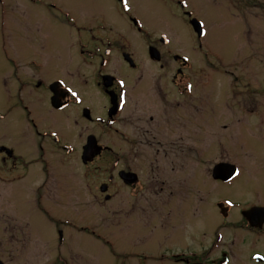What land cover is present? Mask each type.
Wrapping results in <instances>:
<instances>
[{
  "label": "flooded vegetation",
  "instance_id": "af4514ba",
  "mask_svg": "<svg viewBox=\"0 0 264 264\" xmlns=\"http://www.w3.org/2000/svg\"><path fill=\"white\" fill-rule=\"evenodd\" d=\"M11 1L0 0V8ZM144 1L192 30L200 69L191 70L189 49L179 53L164 31L150 33L121 0L82 2L75 14L56 0L8 6L29 14L48 10L51 28L67 38L50 45L38 39L37 51L9 52L0 63L1 98L7 99L0 106L1 254L55 252L42 264H96L87 261L92 254L72 246L75 235L100 237L95 227L101 220L106 232L118 226L135 233L134 242L156 246L116 251L101 237L110 251L99 264H264L254 258L264 257V56L236 52L227 59L234 85L223 87L225 106L212 105L205 75L213 70L206 68L204 36L191 22L200 20L187 0V7L179 0ZM95 8L100 16L118 12L121 24L95 18ZM253 24L243 17L247 29ZM26 34L25 45L34 48ZM218 61L208 62L215 72L224 60ZM223 106L226 120L246 121L252 137L248 150H240L252 180L232 188V197L220 191L237 177L233 168L229 179L213 174L217 164L239 170L222 144L205 171L213 187L201 181L202 171L196 178L198 164L191 160L206 152L207 139H218ZM0 264L14 262L2 255Z\"/></svg>",
  "mask_w": 264,
  "mask_h": 264
},
{
  "label": "rangeland",
  "instance_id": "374dc122",
  "mask_svg": "<svg viewBox=\"0 0 264 264\" xmlns=\"http://www.w3.org/2000/svg\"><path fill=\"white\" fill-rule=\"evenodd\" d=\"M63 7H70L69 9L75 14L73 9L74 6L82 5V2H88L91 5L90 0H56ZM23 0H12L8 6L15 8L20 6ZM192 14L197 17L200 21H203V27L207 32V36H204L203 41L206 47L208 56H206L205 64L206 68L213 70L207 72L205 75V85L210 86L209 90L213 92V98L207 102L216 105L218 103L226 102V94L223 87L233 86L231 79V71H235V68L230 62L227 61L236 52L252 54L255 57L262 58L264 56V0H187ZM130 11L128 14L137 15L142 21L146 22L150 33L157 34V31H164L168 37H170L175 44V49L179 53H189L192 60L191 70H198L201 58V54L198 49H193L191 44H195L196 37L191 29L187 25H183L178 22L177 16L174 14L170 15L166 12L160 11L157 7L153 8V3H149L144 0H129ZM41 5V4H39ZM6 8H0V63L5 61L6 55L11 52L12 54L17 53H30L37 51L38 39L47 41V44H51L56 40L61 43V40L67 38L64 32L55 31L51 28L48 23L49 12L41 8H36L39 13L32 11L29 14L23 9L13 11ZM150 7V8H149ZM159 10L158 12L155 10ZM96 17L101 18L105 21H111L119 26L122 22V17L118 12L111 11L110 13H104L100 16L99 12L101 9L95 8ZM236 12V13H235ZM243 17L247 21L253 22L254 26L247 29L243 25ZM29 29L30 31H25ZM26 35L33 40L32 46H26L23 37ZM136 34L128 32L127 37H135ZM56 39V40H55ZM197 42V40H196ZM248 43V44H247ZM64 44V43H63ZM247 49V50H245ZM224 60L220 67L214 68L208 66V62L217 63L219 65L220 57ZM202 59V58H201ZM198 62V63H197ZM195 65V66H194ZM241 65V64H240ZM194 67V68H193ZM58 70L59 68L56 67ZM193 68V69H192ZM222 69V70H221ZM222 71V72H220ZM223 73V74H220ZM241 77L242 73L239 71ZM1 76V74H0ZM245 78V77H244ZM201 79V78H200ZM203 79V78H202ZM195 84H199L198 82ZM2 77H0V106L6 104V97L3 100L1 98L2 90ZM243 87V84L239 83V88ZM230 101V100H229ZM225 106V105H224ZM222 108L220 114H222L221 127L218 135V139L212 141L214 138L207 139L204 144L206 152L204 151L197 157H193L192 163H196V178L199 176V171H202L201 181L205 182L208 187L214 186V181L205 174V171L215 162V151L218 150L219 144H222L224 153L227 154L231 162L238 166L240 175L233 181L223 182L220 191L223 197H232V188L241 187L243 184L250 182V163L247 156L241 152L248 150L249 139H251L250 131H248V124L246 121L234 122L232 119L227 118L228 110L226 107ZM228 115H230L228 113ZM226 120V121H225ZM228 124L227 128H224V124ZM263 133V131L261 132ZM215 135V136H216ZM105 136L102 137L104 141ZM219 152V151H218ZM211 161V163H209ZM98 181L97 179H95ZM192 181H199L192 179ZM233 189V190H234ZM98 219V218H97ZM99 220V219H98ZM109 227V226H108ZM106 223L103 221L96 222V231L100 234V237L91 238L86 235H75L77 240L73 244V248L78 251H84L90 253L94 258H88L87 261L99 264L106 259L108 251L104 239L109 240L110 244L115 247L116 251H129L130 248L142 245L156 246V244L143 243L142 241H133L134 235L130 232L119 231L118 226H111L109 232ZM145 232V231H144ZM50 237L53 238L54 234L50 232ZM102 237V239H101ZM135 239V238H134ZM111 246V245H110ZM134 249V248H133ZM26 251L14 252L10 255L6 253L0 256L8 257L14 264H42L43 262H51L55 259V252L49 254H42L41 251L29 252V256ZM18 253H20L18 255ZM27 255V256H26ZM21 262V263H19Z\"/></svg>",
  "mask_w": 264,
  "mask_h": 264
},
{
  "label": "snow or ice",
  "instance_id": "6c2138e0",
  "mask_svg": "<svg viewBox=\"0 0 264 264\" xmlns=\"http://www.w3.org/2000/svg\"><path fill=\"white\" fill-rule=\"evenodd\" d=\"M179 2L184 6L187 7V4L185 3V0H179ZM122 3V7L125 9V11L129 10V3L128 0H121ZM201 30H200V35L203 36H207V32L203 30V21L201 20ZM185 60L188 59V57H184ZM59 83L63 84L64 82L61 80L59 81ZM119 85L121 86V88L124 87V80H120ZM192 86L188 85V89L191 90ZM66 92L75 100L76 103H81V99H80V94L77 91H74L72 88H66ZM121 105H123V95L121 96ZM53 136H55V133H52ZM209 163H211V161H209ZM233 172L235 173V176H239L240 172L238 169H236L235 167L233 168ZM254 258H258V259H264V257H260L259 253L256 254V257Z\"/></svg>",
  "mask_w": 264,
  "mask_h": 264
},
{
  "label": "water",
  "instance_id": "95a60500",
  "mask_svg": "<svg viewBox=\"0 0 264 264\" xmlns=\"http://www.w3.org/2000/svg\"><path fill=\"white\" fill-rule=\"evenodd\" d=\"M191 22L194 26V30L198 33V35H200V30H201L200 22H198L196 19H192ZM232 168L233 167L230 164H217L216 166H214V170H213L214 177L227 179L230 177L229 174L231 173Z\"/></svg>",
  "mask_w": 264,
  "mask_h": 264
}]
</instances>
